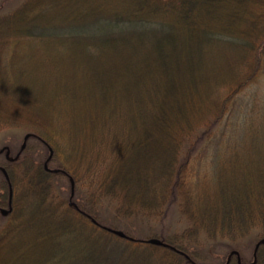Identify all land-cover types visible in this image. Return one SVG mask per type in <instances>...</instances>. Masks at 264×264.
Segmentation results:
<instances>
[{
  "label": "trees",
  "instance_id": "16d2710c",
  "mask_svg": "<svg viewBox=\"0 0 264 264\" xmlns=\"http://www.w3.org/2000/svg\"><path fill=\"white\" fill-rule=\"evenodd\" d=\"M262 76L264 0H20L0 11V130L29 133L14 153L3 146L0 264H264V82L240 97ZM220 124L227 147L210 176L192 177L195 149ZM103 199L124 226L174 202L186 225L138 237L103 221Z\"/></svg>",
  "mask_w": 264,
  "mask_h": 264
},
{
  "label": "rangeland",
  "instance_id": "374dc122",
  "mask_svg": "<svg viewBox=\"0 0 264 264\" xmlns=\"http://www.w3.org/2000/svg\"><path fill=\"white\" fill-rule=\"evenodd\" d=\"M19 1L20 0H10V1L0 0V11H5L13 7ZM80 36L83 37L84 35L80 34ZM263 82H264V77L261 79V82H257V81L252 82L249 86H247L240 93V97H244L245 99L252 97L254 92H257L258 88L262 87ZM263 98H264V95H263ZM243 107H244V104L241 103L239 108L245 111ZM229 114H242V113H236V110L233 109L232 111L229 112ZM25 132L26 131L21 127L20 128L11 127V128L1 129L0 130V148L7 145L10 151L14 153L20 147V145L24 142ZM229 133H230V125H225V126L224 124H220L219 126L217 125L213 130L212 136L208 140L204 139L203 142L200 145H198V147L195 149V152L193 153V160L190 164L189 172L191 173L192 177H195L197 174L200 176L206 174V177L211 175V166L213 164L212 160L216 155L215 151L217 149L219 151H224L225 149L224 147H227L226 139L228 138ZM30 142L31 144H33L34 141L31 140ZM31 153L33 154V156H36V152H31ZM220 153H223V152H220ZM58 157H59L60 162H66L64 158V153H60ZM3 158H4V152H1L0 153V163L3 161ZM83 169H84V166L81 167L80 171H83ZM1 176H2V173L0 171V177ZM83 178L81 181L77 183V185L81 187L80 195L82 196V198L84 194L83 193L84 186L87 183V179L86 178L83 179ZM63 181L65 182V179L61 180L62 183H61L60 188L66 190L68 189V187H67L66 182L64 183ZM57 183H59V181ZM97 209H99V212H101V216L104 219L103 221L113 222L118 227H121V228L128 227V229L134 235L138 237H147V235L151 233H158L161 235H166L167 233H171L174 231H180L186 225L184 218H182V216L179 214L177 210V205L175 202L172 203L168 207L167 212L165 213L163 218H156V219L155 218H151V219L142 218V220L139 218L136 220L131 219L132 221H130L131 223H129L128 226H124V224H122V221L120 220H123V219L113 218L114 205L111 202H109L107 199L101 200L97 205ZM6 219L7 218H4L0 214V224L1 225L5 223ZM1 225H0V233L2 230ZM254 233L255 231H252L248 236H246L241 241V246L243 248L242 249L243 255L247 259L251 257V249L253 246ZM152 237H155V236H152ZM204 241L205 240L203 239V237H201L200 238V242H202L201 245L204 248H209V250L213 252L216 248L215 244L211 243V241H205V242ZM2 253L3 252H1V254ZM1 254L0 256L3 257L4 255L3 254L1 255ZM220 257H221V254L219 252H213L212 259L215 260L216 263H219L221 261Z\"/></svg>",
  "mask_w": 264,
  "mask_h": 264
},
{
  "label": "water",
  "instance_id": "95a60500",
  "mask_svg": "<svg viewBox=\"0 0 264 264\" xmlns=\"http://www.w3.org/2000/svg\"><path fill=\"white\" fill-rule=\"evenodd\" d=\"M28 136H29V133H25V134H24V142L21 144V148L24 147V145H25V140L27 139ZM2 150H3V148H0V151H2ZM7 152H8V151H7ZM51 154H52V149H51V147H49V154H48V156H47L46 159H49V158L51 157ZM7 155H8V154H7ZM44 167H45L46 169H48V170H53V171H57V170H58L57 168H53V169L49 168V167L47 166L46 162L44 163ZM0 169H1V171L3 172L4 176L7 178L8 175H7L6 171H5V169H4L3 167H0ZM69 178H70V184H71L70 194L72 195V194H73V179H72L71 177H69ZM11 195H12V190H11V187L9 186V201H8L9 204H10ZM9 209H10V207H8V208H0V211H1L3 214H5V213H7V211H8ZM110 230H111L112 232H114L115 234L119 235V236H125V235H126V234H125L122 230H120V229L110 228ZM147 241L150 242V243H154V244H165L164 242H162V241H161L159 238H157V237H150V238L147 239ZM260 242H264V238H261V239L256 243V245H255V249H256L257 245H258ZM231 253H236V254H238V252H237L236 250H232ZM237 261L240 262L239 255H238ZM253 261H254V260H253ZM241 264H250V263H241Z\"/></svg>",
  "mask_w": 264,
  "mask_h": 264
}]
</instances>
